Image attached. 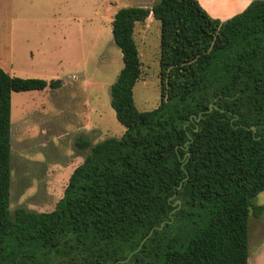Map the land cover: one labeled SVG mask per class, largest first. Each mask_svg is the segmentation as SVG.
Masks as SVG:
<instances>
[{"label":"trees","instance_id":"obj_1","mask_svg":"<svg viewBox=\"0 0 264 264\" xmlns=\"http://www.w3.org/2000/svg\"><path fill=\"white\" fill-rule=\"evenodd\" d=\"M161 22V103L140 110L134 38ZM123 67L111 105L125 127L91 147L55 209L11 213L13 92L63 81L0 66V264H249L250 216L264 205V0L222 20L199 0L120 8Z\"/></svg>","mask_w":264,"mask_h":264},{"label":"rangeland","instance_id":"obj_2","mask_svg":"<svg viewBox=\"0 0 264 264\" xmlns=\"http://www.w3.org/2000/svg\"><path fill=\"white\" fill-rule=\"evenodd\" d=\"M247 1L241 0L237 9ZM6 5L7 0H0V7ZM153 20L145 34L141 28L134 33L142 63V75L134 86V99L142 111L156 108L162 98L161 22ZM2 31L8 37V31ZM36 34L39 33L18 31V44L25 49L23 52L19 49L18 56H2L6 61L0 62V66L11 75L48 81L60 78L63 84L57 89L47 87L12 94V215L19 207L38 212L55 209L72 172L91 150V147L77 145V140H89L92 146L109 137H121L125 131L111 105V85L124 65L112 30L105 36L88 24L77 26L70 36L54 43L57 44L53 48L55 56L49 59L39 58L35 47L30 45L38 39L26 37ZM30 49L34 55L29 54ZM254 203L264 205V191ZM254 220L251 215L250 236ZM263 236L264 226L258 231V237Z\"/></svg>","mask_w":264,"mask_h":264},{"label":"crops","instance_id":"obj_3","mask_svg":"<svg viewBox=\"0 0 264 264\" xmlns=\"http://www.w3.org/2000/svg\"><path fill=\"white\" fill-rule=\"evenodd\" d=\"M159 0H7V5L0 7V62L6 61L2 56L17 55L25 47L17 40V32H37L30 35L39 41L30 45L35 47L39 58L53 57V51L59 38L70 36L77 26L88 24L90 28L100 30L106 36L112 30V22L117 11L127 6L152 7ZM251 0L237 9L241 0H199L202 6L216 18L226 20L243 11ZM10 7V9H9ZM237 10V11H235ZM11 14V17H9ZM156 19L150 14L145 22H137L135 34L139 28L146 33L149 25ZM8 31V37L2 33ZM31 34V33H30ZM34 34V33H33ZM45 40H48L45 43ZM50 44V45H49ZM34 55L33 50H29ZM18 56V55H17ZM8 60V58H7ZM11 60V59H10ZM8 60V62H10ZM264 215L255 217L249 232V264H264V236L258 237L263 230Z\"/></svg>","mask_w":264,"mask_h":264}]
</instances>
